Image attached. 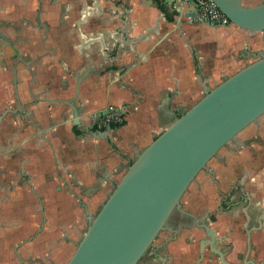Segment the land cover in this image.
<instances>
[{
    "label": "crops",
    "instance_id": "crops-1",
    "mask_svg": "<svg viewBox=\"0 0 264 264\" xmlns=\"http://www.w3.org/2000/svg\"><path fill=\"white\" fill-rule=\"evenodd\" d=\"M162 9L169 21L160 35L136 44L138 59L130 46L116 48L124 40L117 31L123 14L130 38L153 26L162 15L156 0L105 1L101 15L82 25L87 40L104 39L108 54L100 44L81 43V3L0 0V264H67L86 227L79 200L93 215L101 210L136 156L201 100L198 74L213 88L253 61L237 58L246 49L264 51L261 33L189 25L184 16V24L173 23L174 7ZM216 43V59L221 49L228 60L208 65ZM90 71L75 124L66 101ZM110 105L126 123L95 126L91 117Z\"/></svg>",
    "mask_w": 264,
    "mask_h": 264
},
{
    "label": "water",
    "instance_id": "water-1",
    "mask_svg": "<svg viewBox=\"0 0 264 264\" xmlns=\"http://www.w3.org/2000/svg\"><path fill=\"white\" fill-rule=\"evenodd\" d=\"M156 1L162 15L139 36L129 37L131 30L122 15L123 28L117 32L124 40L117 42L116 48L128 45L138 59L142 58L136 44L150 35H160L162 23L169 21L163 5L174 7L173 23L183 24V16L189 25L195 20L206 23L199 14L201 4L195 0ZM214 2L231 25L252 35L261 33L264 38V0L256 6L245 5L244 0ZM84 16L76 24L81 43L100 44L102 52L108 54L102 37L87 40L83 35L82 25L89 14ZM237 58L253 61L233 75H225L213 88L209 80L202 82L197 75L203 88L201 100L136 156L97 215L79 200L88 226L67 264H139L157 236L166 231L172 214L181 210V200L198 174L224 146L264 116V51L246 49ZM92 73L77 79L75 95L66 101L73 110L75 124H80L77 100L81 85Z\"/></svg>",
    "mask_w": 264,
    "mask_h": 264
},
{
    "label": "flooded vegetation",
    "instance_id": "flooded-vegetation-1",
    "mask_svg": "<svg viewBox=\"0 0 264 264\" xmlns=\"http://www.w3.org/2000/svg\"><path fill=\"white\" fill-rule=\"evenodd\" d=\"M75 1L84 10L79 21L86 13L90 18L91 11L92 15H101V4L108 2ZM199 14L201 17V8ZM197 67L200 68L199 62ZM185 112L179 111L178 115L176 112L177 118ZM106 114L107 111L96 116L103 118ZM120 115L122 119L118 123L124 121ZM169 118L166 113V120ZM111 125L114 124L103 127L112 128ZM179 261L182 264H264V116L224 146L198 174L181 200V210L172 214L166 231L157 236L139 264Z\"/></svg>",
    "mask_w": 264,
    "mask_h": 264
},
{
    "label": "built area",
    "instance_id": "built-area-1",
    "mask_svg": "<svg viewBox=\"0 0 264 264\" xmlns=\"http://www.w3.org/2000/svg\"><path fill=\"white\" fill-rule=\"evenodd\" d=\"M201 3V17L213 26L227 27L231 25L229 19L218 9L214 0H198ZM107 114L103 118H98L96 115L91 117L92 123L95 125H110L121 121V115L114 106H109L106 109Z\"/></svg>",
    "mask_w": 264,
    "mask_h": 264
},
{
    "label": "rangeland",
    "instance_id": "rangeland-1",
    "mask_svg": "<svg viewBox=\"0 0 264 264\" xmlns=\"http://www.w3.org/2000/svg\"><path fill=\"white\" fill-rule=\"evenodd\" d=\"M244 3H245V5H249L250 6V4H251V2H249L248 0H244ZM261 42H264V40L262 39L261 40ZM217 45H218V47H217ZM221 47V45L220 44H218V43H216L215 45H214V48L213 49H209L208 50V55H209V57H211V59L209 58V59H204V64H205V60H206V62H207V64L208 65H213L214 63H221V64H223L224 62H226L228 59L227 58H222V56H223V54H225V51H222L221 49H219V54H220V60L218 61L217 59H216V55H217V48H220ZM216 49V50H215ZM229 60L232 62L233 61V59H231V58H229ZM250 62H252V61H250ZM243 65H245V66H247V63H244ZM244 66V67H245ZM230 74H232V73H230ZM221 82V81H220ZM178 119V118H177ZM176 121V120H175ZM175 121H172V123H174ZM101 208H102V206H101ZM99 213V212H98ZM97 212H96V215L98 214ZM87 226H88V224H86V227L84 228V231L82 232V234L81 235H79V237H78V239L75 241V244H74V249H73V251H72V253H71V255H70V257L69 258H71L72 257V255L74 254V252L76 251V249H77V244L81 241V237H82V235L83 234H85V232H86V230H87ZM68 262V261H67Z\"/></svg>",
    "mask_w": 264,
    "mask_h": 264
},
{
    "label": "trees",
    "instance_id": "trees-1",
    "mask_svg": "<svg viewBox=\"0 0 264 264\" xmlns=\"http://www.w3.org/2000/svg\"><path fill=\"white\" fill-rule=\"evenodd\" d=\"M122 116H123V115H122ZM123 117H124V116H123ZM125 123H126V122L123 121L122 123H117V124H114V125H111V126H112V128L117 129V128L122 127Z\"/></svg>",
    "mask_w": 264,
    "mask_h": 264
}]
</instances>
